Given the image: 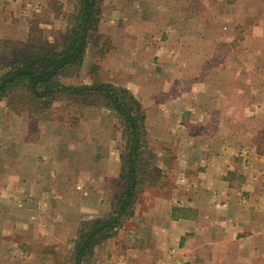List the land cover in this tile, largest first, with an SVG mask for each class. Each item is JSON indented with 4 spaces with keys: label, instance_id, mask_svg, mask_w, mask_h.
I'll list each match as a JSON object with an SVG mask.
<instances>
[{
    "label": "crops",
    "instance_id": "obj_1",
    "mask_svg": "<svg viewBox=\"0 0 264 264\" xmlns=\"http://www.w3.org/2000/svg\"><path fill=\"white\" fill-rule=\"evenodd\" d=\"M144 1L151 3L137 9L136 0H127L121 9L134 31L110 21L102 31L116 41L102 62L103 82L136 96L147 139L162 147L156 163L162 183L142 185L128 218L135 240L156 264H264V74L251 89L250 76L233 77L210 62L218 45L231 41L232 26L186 18L178 37L172 33L158 45L159 20L173 18L184 1ZM228 29L231 38L223 36ZM240 61L224 59L251 64ZM49 141L7 142L12 151L5 158L15 168L4 165L0 264L37 260L51 245L74 240L80 219L105 206L101 179L122 173L119 139H102L97 157L76 149L74 140L54 147ZM170 165L176 168L171 185L165 182Z\"/></svg>",
    "mask_w": 264,
    "mask_h": 264
},
{
    "label": "rangeland",
    "instance_id": "obj_2",
    "mask_svg": "<svg viewBox=\"0 0 264 264\" xmlns=\"http://www.w3.org/2000/svg\"><path fill=\"white\" fill-rule=\"evenodd\" d=\"M183 1L184 7L180 8L173 18L163 17L159 20V23L163 24V34L159 41L156 40L157 44L159 45L160 42L166 44L170 41L172 33L178 37L180 32L178 27L186 22V18L197 19L200 24L209 27L232 26L235 30L232 38L230 28L223 35L229 36L231 41L229 44L224 42L218 45L219 48L217 47L218 50L215 51L214 58L210 62L216 60L220 63L219 66L229 69L233 77L250 76L251 89L259 88L258 86L263 83L261 78L264 74V66L258 67L256 63L259 64L260 59H264V0ZM126 2L127 0L103 1L100 21L91 32L84 62L80 66L67 70L66 75L62 77L64 84L92 85L105 80L106 71L102 62L105 59L108 60V56L116 50L115 38L102 32L104 25H107L106 21H110L111 27L113 23H116L123 32L135 30L133 21L122 17L121 14V9ZM149 3L136 0L134 4L138 9V7L144 8ZM0 9V39L26 42L32 33L37 36L41 33L53 43L56 41L63 43L71 28L70 16L76 10V0H0ZM230 57L242 59L251 64L242 66L238 62L233 63L234 65L224 62V59ZM236 84L243 87L242 82ZM124 129L123 120L117 117L116 112L107 106V102L102 97L94 94H59L56 98L49 99L48 105L42 111L29 110L20 113L8 108L6 100L0 101V201L5 198L2 190L3 186H7L5 185L8 176L6 171L9 167L15 168L14 162L5 158L11 150L6 147L9 140L22 138L30 143L46 139L50 140L49 144H53V147L58 143L74 140L76 149L86 148L94 157L98 153L102 155V139L116 138L120 141L121 155H123L126 153L127 145L123 138ZM147 141L148 144L143 149V162H141L143 185L153 184L152 181L155 178L156 184H161V174L149 173L155 167L160 170L156 163L160 152L158 150L162 147L159 143L148 139ZM15 144L17 146L13 145V148L17 149L18 142ZM175 169L170 165L166 170L168 178L165 182L169 185L175 184ZM120 176L121 174L117 177L101 179L100 189L101 192L103 191L105 206L100 212L80 219L76 226L74 240L51 245L40 254L37 260L28 257L16 258L14 262L10 260V264H69L67 255L77 242L84 224L90 226V222L105 217L114 210L116 195L122 189L119 185ZM135 239L134 226L128 219L109 243L106 241L97 246L94 254L88 256L84 264H156L142 251V245ZM140 248H142L141 251Z\"/></svg>",
    "mask_w": 264,
    "mask_h": 264
},
{
    "label": "trees",
    "instance_id": "obj_3",
    "mask_svg": "<svg viewBox=\"0 0 264 264\" xmlns=\"http://www.w3.org/2000/svg\"><path fill=\"white\" fill-rule=\"evenodd\" d=\"M104 0H76V10L70 16L71 28L63 43L51 42L43 34L32 33L26 41L0 39V101L16 113L42 111L48 100L59 94L98 95L123 120L126 153L122 155L123 168L114 210L102 218L85 223L73 249L67 255L69 264H84L97 246L112 239L124 222L134 214L140 188L143 149L148 144L146 115L141 102L126 88L96 82L73 86L62 82L69 68L84 62L90 36L100 21ZM1 11V9H0ZM147 167V166H146ZM156 168V167H155ZM150 174H157L158 169ZM156 177V176H153ZM155 178L152 183L156 184Z\"/></svg>",
    "mask_w": 264,
    "mask_h": 264
}]
</instances>
